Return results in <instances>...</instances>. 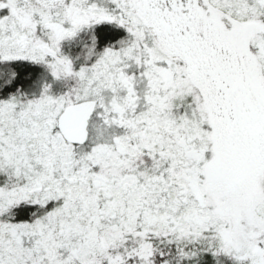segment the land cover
<instances>
[{
	"label": "snow or ice",
	"instance_id": "snow-or-ice-1",
	"mask_svg": "<svg viewBox=\"0 0 264 264\" xmlns=\"http://www.w3.org/2000/svg\"><path fill=\"white\" fill-rule=\"evenodd\" d=\"M0 264H264V0H0Z\"/></svg>",
	"mask_w": 264,
	"mask_h": 264
}]
</instances>
